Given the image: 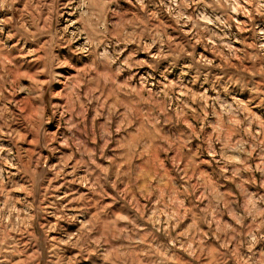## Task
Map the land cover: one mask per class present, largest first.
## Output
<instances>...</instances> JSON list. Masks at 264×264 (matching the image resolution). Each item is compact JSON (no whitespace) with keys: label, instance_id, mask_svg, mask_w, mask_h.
Listing matches in <instances>:
<instances>
[{"label":"rangeland","instance_id":"374dc122","mask_svg":"<svg viewBox=\"0 0 264 264\" xmlns=\"http://www.w3.org/2000/svg\"><path fill=\"white\" fill-rule=\"evenodd\" d=\"M0 264H264V0H0Z\"/></svg>","mask_w":264,"mask_h":264}]
</instances>
